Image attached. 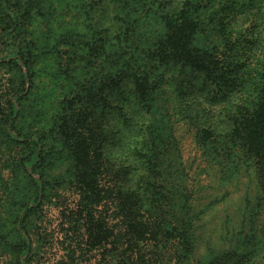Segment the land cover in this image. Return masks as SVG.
I'll use <instances>...</instances> for the list:
<instances>
[{
    "label": "trees",
    "instance_id": "1",
    "mask_svg": "<svg viewBox=\"0 0 264 264\" xmlns=\"http://www.w3.org/2000/svg\"><path fill=\"white\" fill-rule=\"evenodd\" d=\"M45 1L0 0V61H16L18 66L21 61L24 80L30 77L33 56L22 37V24ZM165 1L169 28L158 34L147 52L136 47L139 42L131 21H126L129 7L123 0L97 3L95 15L102 30L92 44L102 63L115 65V70L97 75L101 98L95 110L90 98L83 101L85 113L69 112L65 105L48 130L30 135L18 120L22 92L11 93L12 101L0 98V131L9 141L27 147L22 167L32 187L15 226L17 239L5 241L13 244L14 264H33L35 259L27 223L31 215L42 213V204L55 190L46 166L52 141L60 155L72 161L60 181L71 192L73 206L66 213V227L54 235L57 264H264V227L259 226L264 210V57L253 68L246 54L230 47L233 39L248 36L243 49L252 51L260 44L259 34L232 28L236 19L229 10L239 3L220 0L210 15L213 46L198 47L195 40L203 19L194 0ZM234 31L241 36L234 37ZM72 40L66 44L75 47L69 59L76 58L84 36L77 43ZM109 40L112 49L107 48ZM173 67L184 70L179 80L191 87L195 102L203 99L217 107L216 112L207 109L201 130L220 139L222 145H214L217 150H225L229 140L239 144L252 157L248 170L260 184L256 183V192L262 191L250 214V228L241 227L229 245L208 246L200 254L205 208L197 205L171 112L161 110L170 107L164 102L170 83L165 73ZM158 125L163 134L157 132ZM244 201L251 202L247 195ZM246 207L241 211L244 218ZM6 236L0 232V239Z\"/></svg>",
    "mask_w": 264,
    "mask_h": 264
},
{
    "label": "rangeland",
    "instance_id": "2",
    "mask_svg": "<svg viewBox=\"0 0 264 264\" xmlns=\"http://www.w3.org/2000/svg\"><path fill=\"white\" fill-rule=\"evenodd\" d=\"M99 2L100 0H46L39 12L22 24V37L33 56L29 68L30 77L26 80L22 78L21 61L20 66L16 61H0V98L3 101L9 97L8 101H12L11 93L16 90L18 93L22 92L18 120L21 129L30 135L48 130L50 122L61 113L65 105L69 107V112L76 109L85 113L87 107L83 101L90 98V105L94 110L100 107L101 81L97 75L101 77L104 71L115 70V65L102 63L103 57L98 56L97 45L92 44L102 30L95 15ZM115 3L117 4V0ZM124 3L129 7L125 13L128 16L126 21H131V27L135 29L132 33L139 42L136 47L147 52L148 45H155L158 34L169 28V14L164 12L166 1L123 0L122 4ZM233 3L239 4L229 10L233 11L236 19L232 28L244 33L259 34L260 44L252 51L243 49L246 36L244 40L233 39L230 47L246 54V61L250 67L255 68L264 57V0H233ZM219 5L220 0H194L195 9L200 10V17L203 19V26L198 27L196 46H213L215 36H212L214 32L210 15ZM113 13L117 14V11L114 10ZM69 29L70 32H67ZM233 34L234 37L236 34L241 36L237 31ZM83 36L84 40L77 46L76 58L69 59L67 55L75 47H68L67 42H73V38L76 42L78 37ZM218 47L222 49L221 45ZM107 48H113L110 40ZM22 67L26 70L25 66ZM165 74L170 83L167 86L168 98L164 102L170 107L165 105L161 110L171 112L172 128L190 174L197 205L205 208L200 221V254L206 252L208 246H217L221 242L229 245L241 227H245V230L250 228V214L258 195L262 196V191L256 192V183L260 184L253 179V171L248 170L251 168L249 163L252 162V157L240 150V145L232 140L227 142L225 150H217L214 145L217 143L221 146L220 139L209 131L201 130L207 121V109L211 108L214 109L212 112H216L217 107L203 99L201 103L194 101L195 95L192 96L191 87L179 80L185 75L184 70L177 72V68L173 67L167 69ZM75 95L80 96L74 97ZM161 128L158 125L156 129L159 134H163ZM209 137L211 140L205 143ZM45 139L49 143L48 135ZM53 145L52 141L46 166L55 190L50 199L42 204V213L31 215L27 223L35 251L33 264H57L54 256L59 253L52 247L54 235L61 234V230L66 227L63 226L66 213L70 212L69 206H73L70 201L71 192L60 182L69 171L72 161L68 155H60L59 148ZM236 150L240 154H236ZM27 151L26 146L9 141L4 131H0V232L8 235L0 239V264H14L13 244L5 241L10 239L13 242L17 239L15 226L22 214V204L29 199L32 190L29 176L22 167ZM26 170L30 169L26 167ZM248 171L252 176H248ZM245 195L251 200L250 203L244 201ZM243 206L249 210L246 211L245 218L241 212ZM259 223L260 227H264V210L260 214ZM57 245L62 246L58 242Z\"/></svg>",
    "mask_w": 264,
    "mask_h": 264
}]
</instances>
